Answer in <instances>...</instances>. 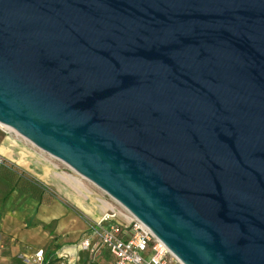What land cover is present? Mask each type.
Wrapping results in <instances>:
<instances>
[{"label": "water", "instance_id": "obj_1", "mask_svg": "<svg viewBox=\"0 0 264 264\" xmlns=\"http://www.w3.org/2000/svg\"><path fill=\"white\" fill-rule=\"evenodd\" d=\"M0 124L182 264H264V0H0Z\"/></svg>", "mask_w": 264, "mask_h": 264}, {"label": "crops", "instance_id": "obj_2", "mask_svg": "<svg viewBox=\"0 0 264 264\" xmlns=\"http://www.w3.org/2000/svg\"><path fill=\"white\" fill-rule=\"evenodd\" d=\"M0 134V264H33L29 257L37 248L43 249L41 264H114L91 235L104 211L101 202L54 186L39 166L27 173L23 165H13L6 148L10 136ZM88 236L96 243L94 254L77 246Z\"/></svg>", "mask_w": 264, "mask_h": 264}, {"label": "built area", "instance_id": "obj_3", "mask_svg": "<svg viewBox=\"0 0 264 264\" xmlns=\"http://www.w3.org/2000/svg\"><path fill=\"white\" fill-rule=\"evenodd\" d=\"M0 131L11 134L3 124H0ZM1 161L0 156V164ZM91 235L98 246L114 257V264H182L147 226L134 216L125 223L112 208L103 211L101 217L92 224ZM96 243L88 236L80 240L77 246L94 254ZM29 259L33 264H41L43 249H35Z\"/></svg>", "mask_w": 264, "mask_h": 264}, {"label": "rangeland", "instance_id": "obj_4", "mask_svg": "<svg viewBox=\"0 0 264 264\" xmlns=\"http://www.w3.org/2000/svg\"><path fill=\"white\" fill-rule=\"evenodd\" d=\"M6 130L9 131L8 129ZM2 136L3 135L0 134V140ZM9 136V146L13 148L6 147L9 151V154H11L9 156L10 160L9 158L7 159L11 161L13 165H23V167L26 168L27 173L34 172L35 166H39L42 169V174L48 173L51 177H53L54 186L75 190L89 197L97 198L101 202L104 211L107 208H112L114 211L119 213L121 220H123L125 223H127L133 217L132 214H130L123 206H121L103 190L75 173L72 169H70L58 159L41 151L22 137H18L12 132ZM20 162L22 164H20ZM112 262L113 260H110V263Z\"/></svg>", "mask_w": 264, "mask_h": 264}, {"label": "bare ground", "instance_id": "obj_5", "mask_svg": "<svg viewBox=\"0 0 264 264\" xmlns=\"http://www.w3.org/2000/svg\"><path fill=\"white\" fill-rule=\"evenodd\" d=\"M6 129H8L9 131H11L12 133H14L16 136L21 137L20 135H18L12 128L5 126ZM24 139V138H23Z\"/></svg>", "mask_w": 264, "mask_h": 264}]
</instances>
